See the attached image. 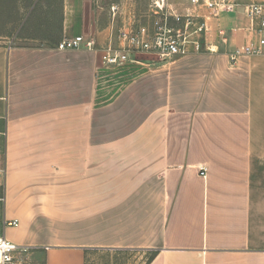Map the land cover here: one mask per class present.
Wrapping results in <instances>:
<instances>
[{"label":"crops","instance_id":"1","mask_svg":"<svg viewBox=\"0 0 264 264\" xmlns=\"http://www.w3.org/2000/svg\"><path fill=\"white\" fill-rule=\"evenodd\" d=\"M135 1L61 0L49 45L0 42L5 236L44 264H264V55L229 60L259 34L239 10L210 21L213 52L104 67L109 7ZM77 36L96 50L57 49Z\"/></svg>","mask_w":264,"mask_h":264},{"label":"built area","instance_id":"2","mask_svg":"<svg viewBox=\"0 0 264 264\" xmlns=\"http://www.w3.org/2000/svg\"><path fill=\"white\" fill-rule=\"evenodd\" d=\"M242 11L250 23V29L259 34L252 42L236 47L229 60L234 63L241 57L264 55V0H188V5L178 9L169 0H149L148 9L127 21H121L118 5L109 7L110 32L106 45L99 49L101 63L112 68L127 63H137L140 57L172 61L203 51L213 52L204 42L211 20L223 14ZM220 41L227 43L228 37L219 32ZM60 51L85 49L95 51L92 38L82 36L63 40L57 45ZM200 175L205 178L202 169ZM6 167L0 164V264H20V257L28 249L10 242L5 236L8 227H17L16 220L5 215Z\"/></svg>","mask_w":264,"mask_h":264},{"label":"rangeland","instance_id":"3","mask_svg":"<svg viewBox=\"0 0 264 264\" xmlns=\"http://www.w3.org/2000/svg\"><path fill=\"white\" fill-rule=\"evenodd\" d=\"M149 0H136V17L142 15ZM61 0H0V42L15 46L49 45L59 35ZM20 264H44L41 255L20 257ZM147 254L120 252L90 255L87 264H145Z\"/></svg>","mask_w":264,"mask_h":264},{"label":"trees","instance_id":"4","mask_svg":"<svg viewBox=\"0 0 264 264\" xmlns=\"http://www.w3.org/2000/svg\"><path fill=\"white\" fill-rule=\"evenodd\" d=\"M95 253V251H89L87 254H86V257H85V264H87V262H88V255H90V254H94Z\"/></svg>","mask_w":264,"mask_h":264}]
</instances>
